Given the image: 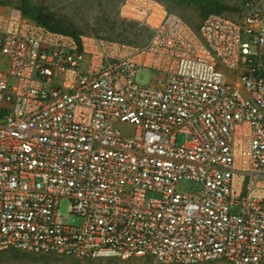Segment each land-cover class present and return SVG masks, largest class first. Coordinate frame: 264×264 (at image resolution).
I'll use <instances>...</instances> for the list:
<instances>
[{
	"label": "built area",
	"instance_id": "built-area-1",
	"mask_svg": "<svg viewBox=\"0 0 264 264\" xmlns=\"http://www.w3.org/2000/svg\"><path fill=\"white\" fill-rule=\"evenodd\" d=\"M119 14L146 38L0 12V249L264 264V0L197 25L160 0Z\"/></svg>",
	"mask_w": 264,
	"mask_h": 264
},
{
	"label": "rangeland",
	"instance_id": "rangeland-1",
	"mask_svg": "<svg viewBox=\"0 0 264 264\" xmlns=\"http://www.w3.org/2000/svg\"><path fill=\"white\" fill-rule=\"evenodd\" d=\"M31 8L52 18L63 28L71 32H88L115 38L122 41H143L145 30L135 22L124 20L119 14L122 0H27ZM169 9L180 14L192 25H197L200 19L212 5L219 4L231 7L224 11H239L243 0H160ZM23 0H0V12L9 8H21ZM135 79L139 83H148L150 73L139 71ZM119 129L131 132L132 126L122 123ZM177 143L185 141L183 134L177 135ZM193 182L183 181L180 185L187 189ZM158 196L156 193H149ZM63 217H67L69 224L79 226L83 222L81 215L69 211V199L62 197L58 204ZM0 264H175L155 258L151 255H131L128 257L105 256L96 258L77 257L54 251H33L16 247L0 249ZM196 264H232L225 259H214Z\"/></svg>",
	"mask_w": 264,
	"mask_h": 264
},
{
	"label": "trees",
	"instance_id": "trees-1",
	"mask_svg": "<svg viewBox=\"0 0 264 264\" xmlns=\"http://www.w3.org/2000/svg\"><path fill=\"white\" fill-rule=\"evenodd\" d=\"M20 9L25 18L36 21L41 24H44L52 30L60 31L64 33H70V34L79 33V32L68 31L65 28H63L61 25H59L58 23L53 22L52 18L49 17L48 15L41 14L40 11H37L35 8H31L27 0H23L22 6ZM227 9H231V7H226V6H222L219 4H215V5H212L207 11H205L204 14H207L208 12H211V11L220 12V11H224Z\"/></svg>",
	"mask_w": 264,
	"mask_h": 264
}]
</instances>
